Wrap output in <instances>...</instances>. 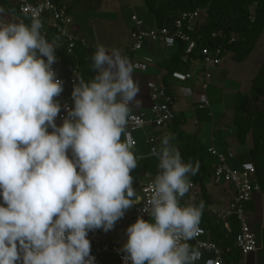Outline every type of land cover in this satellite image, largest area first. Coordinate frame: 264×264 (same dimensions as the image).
I'll return each mask as SVG.
<instances>
[{"label": "clouds", "instance_id": "9594fccd", "mask_svg": "<svg viewBox=\"0 0 264 264\" xmlns=\"http://www.w3.org/2000/svg\"><path fill=\"white\" fill-rule=\"evenodd\" d=\"M41 28L38 19L0 25V264H93L89 231L113 230L136 206L130 172L139 163L121 137L139 88L127 57L98 45L94 77H76L73 106L57 126L54 98L64 81ZM152 154L160 172L143 209L150 220L138 217L126 229L123 259L194 264L185 241L198 234L203 203L182 208L178 197L199 166L184 163L170 137Z\"/></svg>", "mask_w": 264, "mask_h": 264}, {"label": "trees", "instance_id": "16d2710c", "mask_svg": "<svg viewBox=\"0 0 264 264\" xmlns=\"http://www.w3.org/2000/svg\"><path fill=\"white\" fill-rule=\"evenodd\" d=\"M57 2L59 3V1ZM142 2L144 9L153 18L155 29L172 28L174 21L182 12L194 10L202 12L201 24L191 34L195 42L194 50L186 55L184 44L177 43L176 54L171 65L167 68L169 76L175 71L189 72L192 68L190 60L197 61L201 74L204 69L201 67L200 62L202 52L205 49L211 54H214L216 50L220 51L218 55L221 60L220 64L209 67L210 74L212 69L220 67L225 59L243 63L251 58L261 36L264 34V0H142ZM0 9L30 25L28 19L17 10L15 0H0ZM46 37L56 49L55 55L58 62L53 66L58 78L64 81L62 96L65 98L67 95V78L73 69H76V77H82L85 82L94 77L95 73L91 70L90 64L91 56L96 50L86 48V46L78 43L73 48L72 55H68L66 46L56 30L47 28ZM232 37H234V41L230 42ZM165 88L169 90L167 87ZM169 92L171 91L169 90ZM54 100L60 103L57 97ZM263 108L264 56L257 67L249 89L246 92L236 94L231 121V128L236 142L241 146L246 145V153L238 155L240 160L238 163L239 165L251 163L254 166L255 177L260 189L259 176L264 171ZM196 110L199 115L202 112L204 113L203 117L206 121L211 119L208 111H200L197 107ZM184 123L185 118L182 115L174 116L173 121L169 123L175 136L171 144L179 151L184 163H192L193 166L198 164L199 166L197 173L189 176L190 182L195 186L192 206L198 207L201 202L203 203L199 226L207 232V236L211 241L221 247H228L232 244L233 238L238 232V225L232 219L230 221L231 232L227 233L224 231L222 224L209 215V209L216 203L215 189L224 191L223 188L210 185L216 159L208 152L209 148L204 146L197 134H187L182 130ZM121 139L124 141V134H122ZM135 142L132 151L139 164L136 169L130 172V175L134 178L132 185L134 189L138 186V182L144 179L142 176L140 177V174H154L157 163V160L150 155V146L145 143L144 137H139ZM209 187H212V189ZM130 211L128 210L126 213H130ZM240 259V254L232 251L224 257V262L225 264H236Z\"/></svg>", "mask_w": 264, "mask_h": 264}, {"label": "built area", "instance_id": "2783aa9c", "mask_svg": "<svg viewBox=\"0 0 264 264\" xmlns=\"http://www.w3.org/2000/svg\"><path fill=\"white\" fill-rule=\"evenodd\" d=\"M59 0H15V6L20 14L25 16L29 23L33 19H38L41 24V33L46 37L47 28L56 30L66 46L68 55H72L73 48L79 41L72 31V19L69 15L67 7L63 3H58ZM128 7L132 10L136 4V0H125ZM202 12L194 10L190 12H182L174 21L172 28L162 29H144L143 21L134 13L130 16L132 29L129 33V40L131 42V50L133 52L140 51L146 42L159 43L167 49H174L177 43H183L184 53L190 54L195 48V42L191 37L194 30L201 24ZM15 23H23L17 19ZM25 24V23H23ZM3 25V24H2ZM27 25V24H25ZM234 41V37L230 42ZM219 50L214 54L209 53L206 49L202 52L201 67L204 69L200 74V88L203 92V98L199 102L197 108L200 111L210 110V105L205 97V92L211 81V74L209 67L220 64ZM46 60V58H44ZM192 66L199 65L197 61L190 60ZM132 66L135 71L144 72L147 69V64L133 62ZM53 70H55L54 66ZM75 73V74H74ZM76 69H73L67 78V95L64 98L62 94L57 97L61 103V111L55 119L57 126H61L63 120L67 118L68 111L73 106L71 93L74 85L78 84L76 78ZM192 72L182 73L175 71L171 73L170 78L178 82H186L193 78ZM146 88L149 92L150 100L152 101L151 112L153 119L140 114H130L129 122L126 126L127 142L135 146L136 142L132 138V134L137 131H145L148 127L156 129H163L169 125L174 119L173 105L174 97L172 92H169L164 86L155 82H147ZM210 114V113H209ZM211 115V114H210ZM49 133L53 130L48 128ZM145 143L150 146V155L156 160L155 173L145 174L144 179L139 183L137 194L135 196L136 206L130 209L131 220L133 224L137 218L140 217L145 221H149L150 217L147 212L143 211L145 202L151 194L150 185L156 175L160 172L158 167L159 161L156 156L152 154L153 148L156 147V139L151 135H145ZM208 152L216 159V165L212 176L210 178V185L224 189L225 195L229 200L221 209H209V215L214 217L216 221L222 224L225 232L230 233V221L235 220L238 225V232L233 238V242L228 247H221L215 242L211 241L207 236V232L198 226L199 231L192 239L185 241L191 251L197 253L194 259V264H225L224 257L232 251L240 254V260L236 264H247L249 255L257 251L256 237L251 229L249 221L245 213V205L250 203L254 196L258 194L261 189L255 177V169L251 163H242L236 168L230 167L229 163L235 159V154L230 149L223 151L209 148ZM191 188L188 193L178 197L180 207H188L193 205V194L195 190L194 184L191 183ZM0 205H3L2 197H0ZM6 206V205H5ZM103 229L89 231L87 239L91 242V256L94 257L93 264H125L123 259L125 253L122 248L111 244L104 240ZM127 264H131L128 261Z\"/></svg>", "mask_w": 264, "mask_h": 264}, {"label": "crops", "instance_id": "0c3cea01", "mask_svg": "<svg viewBox=\"0 0 264 264\" xmlns=\"http://www.w3.org/2000/svg\"><path fill=\"white\" fill-rule=\"evenodd\" d=\"M59 2L67 7L72 19L73 34L79 41L83 42V46L95 50L98 45H103L108 50L113 48L119 49L127 57L131 65L133 62L147 64V69L144 72L134 70L133 79L139 88V92L136 100L129 105L130 114H140L148 119H153L154 116L151 112L152 101L150 100L146 83L151 81L167 87L175 97L173 105L174 115H182L185 118L182 130L187 134H197L200 141L207 148H214L220 151L230 149L236 156L235 161L233 160L229 163L230 167L236 168L239 166L238 162L240 160L238 155L246 153V145L241 146L236 142L232 128H228L225 122L229 121L228 123L231 124L236 94L246 92L249 89L257 67L260 64L256 67V59L250 60L249 58L243 63H236L230 59H225L220 67L212 69V79L205 93V97L210 105L209 113L211 114L210 122L212 125L206 131L204 125L208 123L205 122L204 113L202 112L199 115L196 110L204 95L199 83V65L192 66L189 71L193 73V78L187 82L180 83L172 80L167 72V68L171 65L176 54V48L167 49L159 43L146 42L140 51L133 52L131 50L129 33L132 25L130 16L134 10V13L143 21L136 10L143 7L142 0H136V4L132 10L128 7L125 0H59ZM15 22H17V19L14 16L8 15L0 9V25ZM143 25L144 29L154 28V25L146 27L144 21ZM218 90H223L220 96L217 95ZM226 96H230L228 108H226L227 105L225 104V99L227 100ZM218 97H220L223 109L219 112L221 118L218 119L217 124L215 122L213 124L214 115L211 110L210 99L215 100ZM188 114H192L191 117H186ZM216 125L221 130L222 136L219 133H215ZM145 135H151L156 139L157 149L161 146V141L164 137H170L171 142L175 137L171 125H167L163 129L148 127L145 131L133 133L132 138L135 141L139 137H144L145 139ZM68 155L69 157L71 156V150H69ZM144 175L140 174V177L144 178ZM259 178L261 191L254 196L253 200L245 208L246 217L256 237L257 244V251L251 254L254 258L250 262L248 259L247 264H264V171ZM140 182L141 180L138 182V185ZM137 188L138 186L135 189L136 194ZM209 188L212 189V187ZM215 191L216 203L212 208L221 209L226 205L229 198L222 189H215ZM129 217L131 218V215ZM117 223L126 229L127 225L123 223L122 219ZM117 223L115 226L118 225ZM255 226H257V229ZM105 233L103 236L105 241L121 248L127 241L126 232L123 236L120 235V237L117 236L118 233L115 229ZM260 251H262L263 257L258 260L256 254Z\"/></svg>", "mask_w": 264, "mask_h": 264}, {"label": "rangeland", "instance_id": "374dc122", "mask_svg": "<svg viewBox=\"0 0 264 264\" xmlns=\"http://www.w3.org/2000/svg\"><path fill=\"white\" fill-rule=\"evenodd\" d=\"M137 10V12L139 13V15L141 16V18L143 19V21H144V24H145V26L146 27H151V26H153L154 25V23H153V18H152V16H151V14H149L143 7H141V8H138V9H136ZM263 56H264V34L261 36V38H260V40H259V42H258V45L256 46V48H255V50H254V52H253V54H252V56H251V58H250V60H254V59H256V67H257V65L260 63V61H261V59L263 58ZM221 91H223V90H218V96H220V93H221ZM226 98H227V100L225 99V104L227 105V107L226 108H228V101L230 100V96H226ZM210 102H211V110H212V113H213V115H214V117H213V121H212V123L214 124V122L217 124V122H218V119H220L221 117L219 116V112H221L222 111V109H223V107H222V102L220 101V97H218L217 99H210ZM230 109V108H229ZM228 109V110H229ZM228 114V113H227ZM191 115L192 114H188V115H186V117H191ZM211 120V119H210ZM210 120H207V121H205V122H207L208 124H205L204 126L206 127V131H208V129L209 128H211V122H210ZM229 121H226L225 123H226V125L228 126V128H231L230 127V123H228ZM215 130H216V132L215 133H219L221 136L223 135L222 134V132H221V130H219V128L217 127V125H216V127H215ZM129 215H130V213H127L126 215H124V217L122 218V221H123V223H125L126 225H127V227H126V229L130 226V225H132L133 224V222H132V220H131V218L129 217ZM118 224V223H117ZM124 225V224H123ZM255 228L257 229V226H255ZM114 229L116 230V232L118 233L117 234V236L118 237H120V235L121 236H123L124 235V233L126 232V229H125V227L124 226H121V225H116V226H114ZM104 234H106L105 232H104ZM256 257H257V259L259 260V259H261L262 257H263V253H262V251H260V252H258L257 254H256ZM254 258V256L253 255H250L248 258H247V261H248V259H249V262L252 260ZM251 264V263H250Z\"/></svg>", "mask_w": 264, "mask_h": 264}]
</instances>
